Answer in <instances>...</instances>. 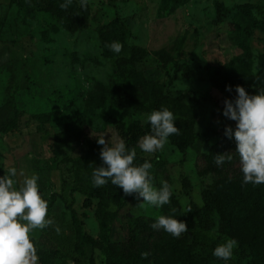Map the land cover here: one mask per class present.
<instances>
[{"label":"rangeland","instance_id":"1","mask_svg":"<svg viewBox=\"0 0 264 264\" xmlns=\"http://www.w3.org/2000/svg\"><path fill=\"white\" fill-rule=\"evenodd\" d=\"M244 2L264 7V0H90V28L71 33L45 9L44 0H0V105L11 76L6 65L14 59L16 79L12 91L24 111L18 132L25 137L21 146L29 148L22 157V166L30 168V162L36 159L39 166L52 167L42 170L40 186L44 198L52 192L59 194L48 205L49 215L64 222L67 234L84 228L95 238L102 236L95 215L97 199L92 198L89 207L85 201L93 184L92 172L103 161L86 152L87 142L105 134L106 141L118 142L122 138L116 120L128 123L139 119L145 123L150 114L121 110L110 103L94 109L87 107L85 99L93 84L107 82L112 76L120 54L110 51L107 45L119 35L128 45H139L147 52L146 59L137 64L147 81L162 83L167 94L198 107L196 132L201 141L197 150L190 148L184 154L170 141L162 152L136 150L153 160L154 186L159 188L161 182H170L183 211L191 203L203 205L202 178L197 167L210 144L226 126L236 123L223 116L225 99L216 88L215 79L221 66L229 72L242 53L240 42L233 36V10ZM221 5L227 9L225 15L219 12ZM250 45L253 70L257 71L264 52V32L255 30ZM172 47L175 50L169 63L154 54ZM77 111L86 116V139L57 146L55 133ZM7 151V141L0 135V163ZM185 178L190 183L187 190ZM118 188L121 205H112L117 215L111 220L108 233L110 240L120 241L127 236L129 217L160 216L162 207L143 204L135 195L126 196ZM214 218L217 224L210 234L223 243L226 237L219 232V217L214 214ZM46 232L47 228L37 231L35 240L39 242ZM235 250L228 264H247ZM97 262L106 264L103 252L97 251ZM56 264L90 262L83 258Z\"/></svg>","mask_w":264,"mask_h":264},{"label":"trees","instance_id":"2","mask_svg":"<svg viewBox=\"0 0 264 264\" xmlns=\"http://www.w3.org/2000/svg\"><path fill=\"white\" fill-rule=\"evenodd\" d=\"M44 1L45 9L57 18L65 30L76 33L90 28V5L83 9L79 0H73L67 9H62L60 4L64 0ZM226 11L221 5V15H225ZM233 14L236 24L233 36L240 42L243 50L229 72L222 66L218 70L215 86L224 99L235 96L236 85L244 86L252 95L264 88V52L260 56L258 70L254 71L250 45V38L255 30L264 32V7L257 3L244 2L235 7ZM113 41L120 42L123 50L109 80L94 83L87 93V107L94 109L110 103L121 110L138 113H151L167 107L177 117L176 124L180 128L178 135L169 137L171 144L184 154L190 148L197 150L201 141L196 132L198 107L167 94L162 83L147 81L144 78L137 64L146 59L145 49L136 44L128 45L121 35L116 36ZM174 50V47L163 48L154 54L160 61L169 63L173 60ZM15 64L12 59L6 65L11 71V76L6 87V97L0 105V133L3 135L18 131L24 115L12 91L16 79ZM228 85L233 87L232 92L226 91ZM86 125V116L77 111L75 116L65 123L64 128L55 133V144L63 147L84 141ZM115 125L119 137L129 149H137L139 138L151 131L150 125L139 119L128 123L116 120ZM87 144L86 152L96 159L100 158L103 146L97 143V139L88 141ZM31 148L37 156L33 141ZM235 149V140L227 138L224 130L210 144L208 153L202 155V164L197 167L202 178V206L191 203L183 211L171 183L168 182L173 195L171 203L162 207L161 215L178 216V219L187 223L188 232L181 237L175 238L163 230H154L151 225L159 216L140 215L128 218L125 239L110 240L109 225L117 215V212L112 210V205H121L119 188L110 182L102 187H94L92 184L86 192L89 196L85 206H92L91 199H97L95 215L100 224L101 238L89 235L84 228L78 229L77 233L67 234L64 222L53 216L54 224L47 228L46 235L39 242L35 240L40 264H56L69 260L79 262L83 258H88L90 264H98L97 251L104 253L106 264H225L212 254L215 247L221 244L219 239L210 234L217 224L214 214L219 217L218 229L221 235L235 238L239 242L238 249L235 250L239 259L245 260L247 264H264V185L243 184V173ZM229 152H232L233 156L231 162H226L223 166L215 165L214 157L217 154ZM146 160L153 165L152 159L137 153L134 163L139 165ZM102 164L99 163V166ZM32 167L39 176L40 185L42 170H52L50 166H39L36 159L32 161ZM4 175L6 168H0V176ZM184 183L187 190L190 187L187 178ZM41 191L44 193L42 188ZM57 196V192H52L50 197L46 196L48 205L52 204ZM189 208L192 211L188 212ZM57 225L61 229L59 234L55 230ZM144 253H148L147 257Z\"/></svg>","mask_w":264,"mask_h":264},{"label":"clouds","instance_id":"3","mask_svg":"<svg viewBox=\"0 0 264 264\" xmlns=\"http://www.w3.org/2000/svg\"><path fill=\"white\" fill-rule=\"evenodd\" d=\"M89 2L79 0L83 9H87ZM72 3L73 0H64L60 7L67 9ZM107 47L117 55L123 50L118 41L111 42ZM226 91L232 92L233 87L226 86ZM234 91V97L225 99L223 116L236 124L235 128L226 126L225 135L236 142L235 153L239 156L243 184L264 185V88H260L255 95L242 85H236ZM176 121L177 117L167 107L147 114L145 122L150 125L151 131L139 138L137 147L148 154L162 152L169 137L180 133ZM105 135L96 136L97 143L103 146L100 152L103 164L92 172L93 186L102 187L110 182L122 188L126 196L135 195L137 200L148 206L161 208L169 205L173 193L167 182H161L159 188L154 186L152 163L146 160L135 164V147L129 149L123 139L110 143ZM231 153L217 154L215 165L223 166L231 162ZM18 176L24 177L22 184H19ZM38 181L37 174L28 176L16 167L6 169V175L0 176V264H39L35 235L37 231L52 226L54 220L49 215L48 201L43 197ZM190 211L191 208L188 209ZM177 217L160 215L151 227L179 238L188 232V225ZM55 230L58 234L61 231L58 225ZM238 245L235 238H226L212 254L228 264ZM147 255L144 253L145 257Z\"/></svg>","mask_w":264,"mask_h":264},{"label":"crops","instance_id":"4","mask_svg":"<svg viewBox=\"0 0 264 264\" xmlns=\"http://www.w3.org/2000/svg\"><path fill=\"white\" fill-rule=\"evenodd\" d=\"M19 133L20 132L18 131L10 132L6 135L0 133V135L4 136L7 141L8 150L10 149L9 152L8 151L6 152V155L4 156L2 163H0V168L8 169L11 167H16L18 171L23 170L25 175L30 176L33 173L37 174V172L33 169L31 162H30L31 164L30 168L28 167L23 168L22 166L23 165L22 161L24 160L22 157H24V155L26 156V153L29 151V148L27 150L26 146L23 147L21 146L22 141L25 140V137L23 135H20ZM17 178L19 184H22L24 177L18 176Z\"/></svg>","mask_w":264,"mask_h":264}]
</instances>
